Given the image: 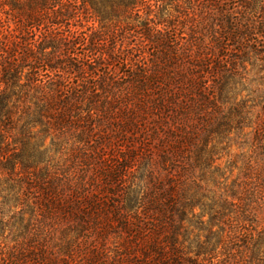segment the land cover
<instances>
[{
    "label": "trees",
    "instance_id": "trees-1",
    "mask_svg": "<svg viewBox=\"0 0 264 264\" xmlns=\"http://www.w3.org/2000/svg\"><path fill=\"white\" fill-rule=\"evenodd\" d=\"M0 264H264V0H0Z\"/></svg>",
    "mask_w": 264,
    "mask_h": 264
}]
</instances>
